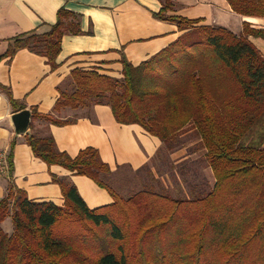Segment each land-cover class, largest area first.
Listing matches in <instances>:
<instances>
[{"label": "trees", "instance_id": "16d2710c", "mask_svg": "<svg viewBox=\"0 0 264 264\" xmlns=\"http://www.w3.org/2000/svg\"><path fill=\"white\" fill-rule=\"evenodd\" d=\"M160 1L155 17L183 34L138 66L122 58L121 78L74 69L53 113L109 106L119 124L138 125L163 143L157 158L187 146L180 138L192 129L191 143L204 149L213 184L188 180L192 161L171 163L168 173L190 192L173 196L158 183L124 198L107 182L116 172L98 150L72 158L51 135L26 134L35 157L91 179L113 203L90 209L68 177L53 176L63 206L11 188L0 199V264H264V58L248 40L264 39V30L245 24L238 36L199 26L201 20L167 15L173 1ZM227 1L239 15L264 18V0ZM79 33V16L63 8L48 33L12 39L4 57L28 49L55 69L63 36ZM38 119L59 126L76 121L33 112ZM7 218L11 234L2 226Z\"/></svg>", "mask_w": 264, "mask_h": 264}, {"label": "crops", "instance_id": "0c3cea01", "mask_svg": "<svg viewBox=\"0 0 264 264\" xmlns=\"http://www.w3.org/2000/svg\"><path fill=\"white\" fill-rule=\"evenodd\" d=\"M172 1L174 15L201 20L199 26L225 27L238 36L245 24L264 30V18L239 15L227 0ZM63 8L79 16L80 33L63 36L55 69L47 58L28 49L4 57L12 39L26 33H48ZM161 8L160 0H0V150L7 155L8 167V174L0 177V199L15 188L30 200L63 206L61 188L53 182L56 176L68 177L90 209L113 203L110 194L91 179L72 175L59 166L49 167L35 157L26 141L28 133L51 135L57 149L72 158L92 147L116 173L121 169L137 172L158 160L163 143L138 125L119 124L109 106L66 109L61 113H53V109L74 69L121 78L122 58L138 66L173 44L183 32L175 24L155 17ZM248 40L264 58V39L249 36ZM11 98L31 113L26 133H19L13 124V115L21 111L12 105ZM85 111L87 114L73 118ZM33 112L76 121L64 126L44 119L33 121ZM193 132L188 129L182 137ZM193 146L190 142L168 156L175 165L202 162L204 149L198 151Z\"/></svg>", "mask_w": 264, "mask_h": 264}, {"label": "rangeland", "instance_id": "374dc122", "mask_svg": "<svg viewBox=\"0 0 264 264\" xmlns=\"http://www.w3.org/2000/svg\"><path fill=\"white\" fill-rule=\"evenodd\" d=\"M172 10H174V5ZM167 15L171 16L174 14L168 12ZM68 81L70 82V80ZM62 88L67 89L68 84H65ZM85 114H87V111L76 114L73 116V118H77L79 115ZM180 140L183 142V144L188 143L187 145H189L190 142H193L194 138L191 136H186L180 138ZM193 147H195L198 151L201 150L199 145L196 146V144H194ZM170 159L171 158H169L168 153L164 151L160 153V158H158V160H153L147 168L138 172H133L129 169H121L115 174L114 177H108L106 180L112 186V188H114L124 198L148 186H153L156 189L158 188V183L160 184L159 186L168 188L173 196H183L186 192H190L191 187L186 186L185 184L175 183V179L168 173L171 163L174 164ZM207 168H209V170ZM192 169L193 171L189 174L190 178L187 177L191 183L192 180L199 181L206 178L208 182L213 184L214 176L212 170L208 164L205 163L203 158L202 162L200 161L194 164ZM165 173H167L169 176L165 175ZM3 228L7 233H12L13 224L11 218H7L3 222Z\"/></svg>", "mask_w": 264, "mask_h": 264}, {"label": "water", "instance_id": "95a60500", "mask_svg": "<svg viewBox=\"0 0 264 264\" xmlns=\"http://www.w3.org/2000/svg\"><path fill=\"white\" fill-rule=\"evenodd\" d=\"M31 113L23 110L12 117L13 124L19 133H26L30 125ZM29 134V133H28Z\"/></svg>", "mask_w": 264, "mask_h": 264}, {"label": "built area", "instance_id": "2783aa9c", "mask_svg": "<svg viewBox=\"0 0 264 264\" xmlns=\"http://www.w3.org/2000/svg\"><path fill=\"white\" fill-rule=\"evenodd\" d=\"M8 174L7 155L0 150V177Z\"/></svg>", "mask_w": 264, "mask_h": 264}]
</instances>
